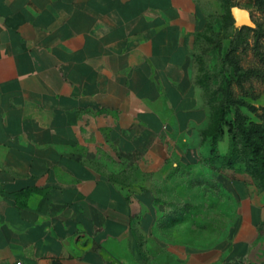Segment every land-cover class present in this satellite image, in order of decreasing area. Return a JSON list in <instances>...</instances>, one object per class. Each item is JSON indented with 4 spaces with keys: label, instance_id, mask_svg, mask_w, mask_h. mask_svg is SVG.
Masks as SVG:
<instances>
[{
    "label": "crops",
    "instance_id": "1",
    "mask_svg": "<svg viewBox=\"0 0 264 264\" xmlns=\"http://www.w3.org/2000/svg\"><path fill=\"white\" fill-rule=\"evenodd\" d=\"M206 24L201 0H0V264H264L245 179H220L238 221L206 247L168 240L157 195L228 153L204 134Z\"/></svg>",
    "mask_w": 264,
    "mask_h": 264
},
{
    "label": "rangeland",
    "instance_id": "2",
    "mask_svg": "<svg viewBox=\"0 0 264 264\" xmlns=\"http://www.w3.org/2000/svg\"><path fill=\"white\" fill-rule=\"evenodd\" d=\"M201 2L207 16V24L201 33L199 48L194 54V66L201 75L208 76L207 91L214 97L213 104L217 114L223 103V95L217 89L224 78L232 79L235 96L243 101L230 107L223 123L225 149L229 153L230 135L232 136L235 130L238 113L244 115L247 124H264V12L254 4V0ZM236 6L251 13L252 26L236 25L232 16V8ZM230 16L233 18V24ZM233 42L237 46L234 56L238 62L235 68L223 65V58L228 54ZM220 148L221 145H217L215 152L219 153ZM237 149L242 157L248 156L249 150L243 146L240 138L237 140ZM246 167V162L238 160L235 168L227 171V168L223 169L221 161H215L216 179H206V175L196 179L197 176L192 173L191 177L194 179H166L163 185L157 184V195L165 208L182 213L183 228L170 231L168 240L182 241L185 245L188 242H199L201 246L206 247L213 241L233 236L234 232H229L228 227L231 225L234 229L238 221L240 203L234 198V192L237 191L234 183L232 197L223 199L222 194L227 193L228 189L220 179H245L248 185L264 193L257 185L261 183L260 178L246 171Z\"/></svg>",
    "mask_w": 264,
    "mask_h": 264
},
{
    "label": "trees",
    "instance_id": "3",
    "mask_svg": "<svg viewBox=\"0 0 264 264\" xmlns=\"http://www.w3.org/2000/svg\"><path fill=\"white\" fill-rule=\"evenodd\" d=\"M254 4L264 12V0H254ZM230 21L233 24V18L231 16ZM219 49L221 50V48ZM236 51L237 46L233 42L228 54L223 58L224 66H232L233 68L237 66L238 61L234 56ZM204 79L205 91L208 93V76H204ZM217 90L223 95V103L220 105L217 114L216 107L213 104L215 101L214 97L210 96L208 93L210 103L215 108V118L209 130L204 132L205 135H209L213 138L215 144L218 142L219 138L223 137L225 134L223 123L225 121L227 111L234 104L243 103V101L235 96L232 79L227 77L224 78ZM238 138L241 139L243 146L249 150V154L246 158L242 157L238 152ZM230 144V152L225 156L216 154L214 161H221L223 168L232 169L235 168L238 160H243L247 164L246 171L254 173L260 178L261 183H258L257 185L260 190L264 191V124H247L244 115L238 113L235 119V130L233 135H230ZM214 151H216L215 148ZM181 214L182 213L180 211H174L172 215L168 216V222L170 224L183 222Z\"/></svg>",
    "mask_w": 264,
    "mask_h": 264
},
{
    "label": "water",
    "instance_id": "4",
    "mask_svg": "<svg viewBox=\"0 0 264 264\" xmlns=\"http://www.w3.org/2000/svg\"><path fill=\"white\" fill-rule=\"evenodd\" d=\"M232 16L235 19L236 25L238 27L253 25L251 13L247 9L238 6L233 7Z\"/></svg>",
    "mask_w": 264,
    "mask_h": 264
}]
</instances>
